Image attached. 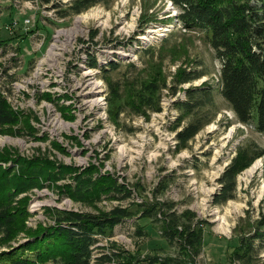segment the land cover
<instances>
[{
	"label": "rangeland",
	"instance_id": "obj_1",
	"mask_svg": "<svg viewBox=\"0 0 264 264\" xmlns=\"http://www.w3.org/2000/svg\"><path fill=\"white\" fill-rule=\"evenodd\" d=\"M72 2L0 0V40L8 42L0 47V93L18 117L0 133V165L12 185L23 172H42L15 198L25 201L24 229L0 241V253L32 241L27 229L51 226L57 214L122 207L131 215L95 233L93 250L158 258L145 264H239L228 252L264 213V154L251 159L264 132L239 121L219 93L221 60L208 33L182 27L170 0H81L79 12ZM148 28L158 30L141 38ZM181 70L201 75L177 83ZM203 86L212 102L181 113L185 89ZM195 117L210 120L179 141L176 132ZM234 158L250 162L236 174L233 197L216 203ZM87 178L96 184L79 190ZM104 184L119 189L99 194ZM186 209L202 229L195 257L162 236L163 217ZM255 246L252 264H264V240Z\"/></svg>",
	"mask_w": 264,
	"mask_h": 264
},
{
	"label": "trees",
	"instance_id": "obj_2",
	"mask_svg": "<svg viewBox=\"0 0 264 264\" xmlns=\"http://www.w3.org/2000/svg\"><path fill=\"white\" fill-rule=\"evenodd\" d=\"M42 1L47 3L52 0ZM170 1L179 8L176 17L182 27L198 28L208 33L210 44L221 60L219 93L227 101L237 119L243 123L254 120L256 129L264 132V0ZM81 3V0H73L72 11L79 12L82 9ZM6 44L8 42L0 40V47ZM116 67L115 62H109L110 69ZM200 75V72L181 70L176 81L188 82ZM185 91L186 98L176 103L181 113L192 114L196 109L212 102L211 86L188 87ZM17 119V114L0 93V133L15 124ZM209 120L210 118L205 120L193 118L176 132L177 139L182 142L187 141ZM263 154L264 147L251 159ZM249 162H244L240 158L230 161L221 174V188L213 197L214 202H223L233 197L236 174ZM48 170L50 171V168ZM50 172L44 177L48 178ZM29 173L23 172L17 178V184L12 185L8 169L0 165V241H5L17 231L24 229L22 220L27 213L25 201L21 199L19 202L20 198L17 200L15 198L19 192L35 184L42 172L38 169L37 173L33 171ZM81 181L78 183L79 190L84 189V186L85 189L91 190L96 184L90 178L85 182L82 181L83 184L88 182L87 185H82ZM99 189V194H109L119 187L114 185L108 187L104 184ZM153 211L145 208L142 213L151 216L155 214ZM129 215L131 212L122 207H115L99 214L74 211L57 214L56 222L51 226L27 229L31 236H35L34 239L12 247L8 252H1L0 262H4L3 264H40L47 261H50V264H136L138 261H157L158 258H135L133 255L120 254L113 249L106 252L102 247L93 250L97 242L95 233L106 234L115 223ZM193 215L194 213L187 209L180 214L173 210L168 212L163 217L162 236L169 242L178 241L184 250H188V253L195 257L202 249V229L197 221H192ZM263 228L264 213L250 233L238 238L237 245L228 252V259L238 261L239 264H252L257 256L255 240H264ZM26 251L32 253L33 258L24 254ZM94 251H99V254H95ZM159 261L162 264L170 263L166 258Z\"/></svg>",
	"mask_w": 264,
	"mask_h": 264
},
{
	"label": "bare ground",
	"instance_id": "obj_3",
	"mask_svg": "<svg viewBox=\"0 0 264 264\" xmlns=\"http://www.w3.org/2000/svg\"><path fill=\"white\" fill-rule=\"evenodd\" d=\"M81 18V16H77L76 17V21H78L79 19ZM82 19V18H81ZM78 23V22H77ZM78 27V26H77ZM159 28V27H158ZM156 30H158L157 28L154 29V28H148L147 31H146V34L145 35H142L141 38H144V39H149L150 37H152V33H154ZM158 34V33H157ZM1 55V54H0ZM13 56V55H11ZM14 57V56H13ZM12 58V57H11ZM3 59V58H2ZM0 59V60H2ZM8 66V65H7ZM14 87V86H13ZM258 166V163L257 161L253 162L250 166H248L247 168H245L244 170V173H246L247 175L251 174ZM38 204V203H35V205Z\"/></svg>",
	"mask_w": 264,
	"mask_h": 264
},
{
	"label": "built area",
	"instance_id": "obj_4",
	"mask_svg": "<svg viewBox=\"0 0 264 264\" xmlns=\"http://www.w3.org/2000/svg\"><path fill=\"white\" fill-rule=\"evenodd\" d=\"M136 264H145V263H143V262H137Z\"/></svg>",
	"mask_w": 264,
	"mask_h": 264
}]
</instances>
